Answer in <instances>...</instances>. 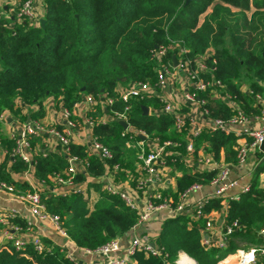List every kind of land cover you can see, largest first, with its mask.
<instances>
[{
  "label": "trees",
  "instance_id": "1",
  "mask_svg": "<svg viewBox=\"0 0 264 264\" xmlns=\"http://www.w3.org/2000/svg\"><path fill=\"white\" fill-rule=\"evenodd\" d=\"M43 3L44 26L30 25L26 18L11 26L10 18H0V111L6 108L18 113L20 109L15 102L21 101L23 105H40L32 112L34 118H40L44 116L42 101L48 97L68 109H73L87 95L96 100L106 97L114 100L107 106L108 113H123L129 106L128 122L134 129L158 135L162 140L174 139V120L169 114L163 111L143 114L142 105L159 106V98L123 101L117 86L132 81L156 85L158 71L168 61L173 64V55L179 57L178 46L186 49L193 67L200 55L212 50L205 76L221 80L222 91L247 112L258 111L255 96H264V0H43ZM162 45L168 46V50L160 59L154 53ZM242 82L249 85L252 95L241 90ZM205 107L213 118L229 119L235 113L232 105L214 97H206ZM96 113L104 114L105 108H96ZM93 133L114 156L109 161L90 156L89 174L103 177L107 164L134 167L139 149L127 147L118 120L95 121ZM207 138L216 160L223 151L227 162H236L238 135L219 131ZM2 142L11 149V140L3 137ZM71 152L81 157L87 155L85 145H72ZM36 158L40 180L67 167L65 154ZM9 167L18 171L25 164L17 158L0 160L1 178L17 185L7 170ZM263 168L264 162L259 169ZM216 174V169L183 170L177 178V191L170 198L176 203L181 192L196 183L209 184ZM76 180L85 181V174L79 173ZM43 199L47 210L60 216L70 239L82 248L95 249L121 237L139 218L138 211L120 194L107 190L101 192L91 211L81 195L44 193ZM221 200H209L204 211L219 208ZM13 220L24 224L20 217ZM234 221L240 226L229 236L228 245L220 247L205 245L202 232L190 227L191 222L185 216L168 218L156 238L162 254L137 249L131 264H169L181 251L197 264H218L238 249L257 247L261 242L258 231L264 226V185L258 172L249 189L238 200L229 201L226 222ZM45 241L48 249L44 252L32 245L23 251L0 246V264H75L60 246L51 245L46 238Z\"/></svg>",
  "mask_w": 264,
  "mask_h": 264
},
{
  "label": "built area",
  "instance_id": "2",
  "mask_svg": "<svg viewBox=\"0 0 264 264\" xmlns=\"http://www.w3.org/2000/svg\"><path fill=\"white\" fill-rule=\"evenodd\" d=\"M69 1V0H64ZM43 0H0V18H10L12 20L11 26L18 24L23 18H26L30 25H38L41 22L44 14ZM170 47V46H169ZM168 50V46L162 45L154 53L157 58L162 56ZM209 50L203 55H200L195 60V67L192 66L193 61L186 55V49L178 46L177 58L178 65L174 66L172 61H168L163 65V68L158 71V82L156 85L160 87H166L170 80L176 78L178 71L185 72L189 80L187 89L183 91L182 97L184 102L190 104H198L205 116H208V110L205 107L206 97L217 98V94L220 92L222 100L229 103L234 107V115L229 119L213 118L209 117L210 131L212 133L223 131L225 133H235L239 136L241 141L236 146L237 160L233 166L221 167L218 174L207 185L214 186L215 198H226L227 206L230 200H238L240 194L246 192L251 184L252 179L258 172L260 182L264 185V168L259 169L260 165L264 162V150L261 149V145L264 143V99L258 94L256 99L258 100V111L256 113H249L246 108L240 105L234 98L228 93L223 92L224 85L221 80L215 78H208L205 76L208 69L207 58L211 57L212 53ZM213 52V51H212ZM151 85V84H150ZM149 83L141 81H132L127 87H125L119 95V98L123 101H128L130 98L143 99L152 95V91L149 89ZM251 90L248 95H252ZM87 104L94 103L95 98L92 95L85 96ZM112 98H108L110 104L113 103ZM19 102V101H18ZM163 103V111L171 114L175 120V124L180 129L185 124L183 115L177 114L175 108L166 98H161ZM79 102L75 103L74 108L77 107ZM22 105L21 101L19 102ZM127 110L129 106L125 108V112L115 115L120 120L128 121ZM72 110L63 107L62 109V121L63 127L58 128L52 124H47L40 119L27 117V119L20 122L18 130L10 133L8 139L13 142L11 149H8L3 145L2 139H0V159L8 157L11 160L20 159L25 168L21 169L16 176L17 181H22L27 185V188H18L15 184L8 182L0 176V194L7 196L9 199L16 201L23 205L29 219H24V224L14 222L13 219L20 217L15 208H4L0 206V246L8 249H14L15 251H23L28 245H32L37 251L44 252L48 249V244L45 241V236L36 229L35 221L45 222L48 221L53 225L55 230L68 241H71L70 247L66 245H58L71 260L75 261V264H93L92 262H85L77 257V252H81L91 259L99 260L96 264H131L133 261V254L137 249L144 250L147 254L161 255L163 249L156 245L148 235H141L134 238L131 247L126 255L120 253L121 243L120 237L112 239L107 243L95 248H82L76 245L68 236L66 229L63 227L61 218L58 214L50 213L43 199L42 191L38 186V179L34 174V168L37 160L35 153L33 152L32 139L43 134H47L55 139L65 150L68 158V164L65 172L55 173V179L61 185L67 186L72 190L73 194H85L87 185L85 181L76 180V176L79 173L86 174L85 169L88 168L89 161L85 163L84 157L71 152L72 145V133L77 127L76 121L72 117ZM6 114L0 111V124L6 122ZM87 123L93 125V121L87 118ZM128 127L125 129V134L138 136L140 134L146 135L142 130L132 129ZM202 128L199 125L195 126L194 136L199 135ZM142 148V152L139 155V159L142 162V168L144 171L143 177L138 179L137 188L142 189L147 184H157L162 181V173L167 167V154L169 149L176 148L179 144L172 139H166L163 142L154 144L149 151L145 150L143 141L139 142ZM187 152L193 154L195 152V146L193 141L186 146ZM89 151L103 161H109L113 158L114 154L111 149L103 144L99 139L93 136L89 142ZM263 154V155H262ZM83 165L85 169L80 170L79 165ZM118 168V164L114 165ZM244 166L247 167L245 175H241L240 172L244 170ZM259 169V170H258ZM233 173H237L234 176ZM202 184H193L185 191L179 194V199L176 203L172 201L170 197H165L161 192H155L149 196L147 208L144 211L139 212V218L133 228H136L149 220L151 213L154 211L167 209L173 211L175 215H191L196 219H206L205 232L213 228L214 222L211 217L204 211V206L208 202V199H201L196 203L188 202V196L198 189ZM106 190L112 194H120L121 197L134 209H137L134 199L122 190L113 187L110 184L106 185ZM238 190L236 191V189ZM228 207L225 212V219ZM240 224L237 221L233 223H225L223 231V241L218 245L220 247L227 246L229 243V236L237 230ZM258 237L261 242L257 247L251 249V259L248 264H264V226L258 231ZM51 245H55L52 244Z\"/></svg>",
  "mask_w": 264,
  "mask_h": 264
},
{
  "label": "crops",
  "instance_id": "3",
  "mask_svg": "<svg viewBox=\"0 0 264 264\" xmlns=\"http://www.w3.org/2000/svg\"><path fill=\"white\" fill-rule=\"evenodd\" d=\"M188 84H189V80L187 78V75L185 74V72H182L180 70L178 71L176 78L170 80L166 87H160L159 85L149 84L150 85L149 89L152 91V95L151 96L149 95L148 97L159 98L160 102H161V98L163 97L166 98L169 102H171L177 114L186 117L185 124L182 126V128L179 129L175 124V120L173 116L169 114L174 120V126L172 127L174 139L172 140L177 142L180 148H183V150L177 149L179 148V146L176 148L169 149L167 154V167L166 169H164V172L162 173V181L157 184H147L142 189H139L136 186L138 179H140L144 175L142 162L139 159V155L142 152V148L139 145V142L143 141L145 150L149 151L154 144L163 142L164 140L159 138L158 135L150 136L148 134L146 135L140 134L138 136L133 135V137H130L129 134H125L126 128H124L121 125L123 127V132H124L123 136H126L127 139L126 140L127 147H138L139 149L137 160L133 168L132 167L127 168L126 166L118 164L119 166L116 169L115 166H111L107 164L106 174L103 177L101 176L94 177L93 175L88 173L87 168L85 169L83 165L81 164L79 165L80 170L85 169L86 171L85 183L87 185V189L85 191V194L83 195L76 194V195H81L85 199V201L87 202L86 203L87 208L90 211L94 209L95 203L101 196V192L106 190L105 187L107 184H110L113 187L122 190L124 192H127L134 199L139 213L141 211L146 210L149 196L155 193L156 191L161 192L162 195H164L165 197H171L172 193H176L177 178L182 174L183 170L186 169L190 171L200 172V171H209L216 169L218 174L219 169L221 167L233 166L234 162H227L225 159V153L223 151L221 152L220 158L218 160L215 159L211 151V143L207 138L209 135L212 134V132L209 129L210 128L209 117L204 115L198 104L186 103L183 100L182 93L184 90L187 89ZM128 85L129 84L123 86L121 84H118L117 86L118 95H120V92ZM240 87L241 90H243L247 95L251 91L249 85L246 82H242L240 84ZM216 97H217L216 99L223 101L220 92L217 94ZM262 97L264 99V96ZM130 99H135V98L132 97ZM255 100H256V105L258 106V100L257 99ZM108 105H110L108 99L106 97H102L100 100L95 99L91 107H88L90 105L87 104L84 96L82 100L78 103L77 107L70 109L73 112L72 117L77 123V127L74 129L71 136L72 145L86 146L87 155L84 157L85 163L89 161L90 156H95L89 151L90 139L93 136H95V134L93 133V125L92 126L89 125L86 119L90 118L93 121V123L95 121H102V122H109L112 120H118L119 122L124 121L118 119L115 113L113 114L108 113L107 110ZM17 106H19L20 109V112L18 113L6 108L2 110L6 114L7 119L5 123L0 124V139H2L3 137L8 139L11 132L18 130L20 122L27 119V117H33L32 112L37 111L40 107V105L38 104H34L31 106L23 105V104L20 105L19 102L16 101L15 107L17 108ZM41 106L44 110V116L37 119H40L47 124H52L54 126H57L58 128L63 127V125L61 124V122H63L61 117H62V109L64 106H62L61 103H59L57 100L53 99L52 97H48L42 101ZM145 106H147L149 109L148 114L151 113L158 114L163 111L162 102L159 106H156L154 104H149ZM98 107L105 108V113L102 115L98 113L94 114L96 108ZM127 123L129 122L127 121ZM196 125H199L202 128V131L199 135L194 136V130ZM130 128L134 129L132 126ZM192 141L195 146V152L193 154H189L187 152L186 146L188 145V143ZM239 141H241L240 138L238 139L237 143ZM31 142L33 146V152L35 153V158L38 156H46L47 154H65L68 164V158L65 150L51 136L47 134H43L41 136L33 138ZM246 169L247 167L244 166V170L238 172H240V174L241 175L243 174L244 176L246 173L245 172ZM7 170L8 172H11V175H13L15 180H16V176L21 171V169L18 171H13L10 167ZM65 170L66 168L56 171L53 174H48L46 180H40L37 177L36 166H35L34 174L38 179L37 180L38 186L42 191V194L44 193L45 194L53 193L56 195L73 194L72 190L69 187L61 185L55 179L56 178L55 173L58 172L63 174ZM233 174L234 176H237V173H233ZM17 182H18L17 185L16 184L15 185L18 188H24V189L27 188V185L24 184V182L22 181H17ZM214 189L215 188L212 185H203L200 189L193 191L188 196V202L193 204L201 199H208L209 201L215 198ZM237 190L238 188L236 189V191ZM227 203L228 202L225 198L221 200V206L219 208L212 209L210 212H207V215L211 217L212 221L214 222L213 228L207 232H205L204 230L205 222L203 221V219H196L193 218L191 215H183L188 220H190L191 222L190 227L195 226L202 232L203 234L202 242L207 246H218L223 241V231H224V225L226 223L225 212L228 207ZM0 206L4 208H15L22 220L30 218L23 205L17 203L12 199H9L5 195L0 194ZM175 216L177 215H175L173 211L167 209H162L151 213L148 221H146L145 223H143L142 225L136 228L132 227L128 232H126L124 235L120 237V243H121L120 253L126 255L131 247L134 238L137 236L148 235L150 239L156 243V238L161 230L163 222L166 219ZM35 224L36 227L38 228L36 229V231L43 234L48 240V243L61 245V246L66 243L68 247H70V245L72 246L71 244L72 242L68 241L67 239H64L55 230L53 225L48 221L39 222L36 220ZM251 249L252 248H249L247 250L238 249L235 253L228 255L225 259L233 255L241 256V253L243 254L251 253ZM77 257L79 259L84 260L85 262H92L93 264H96L99 261L96 259H91L90 257L81 254V252L79 251L77 252ZM225 259L221 260L218 264H220ZM248 262L249 260L245 264H248ZM169 264H197V262L193 257L181 251L179 252L177 258L172 263ZM226 264H228V262Z\"/></svg>",
  "mask_w": 264,
  "mask_h": 264
},
{
  "label": "bare ground",
  "instance_id": "4",
  "mask_svg": "<svg viewBox=\"0 0 264 264\" xmlns=\"http://www.w3.org/2000/svg\"><path fill=\"white\" fill-rule=\"evenodd\" d=\"M251 257V253L243 254L241 253L240 255H233L225 259L222 264H245Z\"/></svg>",
  "mask_w": 264,
  "mask_h": 264
},
{
  "label": "water",
  "instance_id": "5",
  "mask_svg": "<svg viewBox=\"0 0 264 264\" xmlns=\"http://www.w3.org/2000/svg\"><path fill=\"white\" fill-rule=\"evenodd\" d=\"M40 22H41L42 26H44L46 20H45L44 18H42ZM172 59H173L174 66H177V65H178V61H177L176 56L173 55ZM83 90H84V88H83ZM141 108H142L143 114H148V113H149V109H148L147 106L142 105ZM120 124H121L124 128H127V126H128V123L125 122V121H120ZM143 138H144V137H143ZM261 149L264 150V143L261 145Z\"/></svg>",
  "mask_w": 264,
  "mask_h": 264
},
{
  "label": "rangeland",
  "instance_id": "6",
  "mask_svg": "<svg viewBox=\"0 0 264 264\" xmlns=\"http://www.w3.org/2000/svg\"><path fill=\"white\" fill-rule=\"evenodd\" d=\"M203 17H204V16H203ZM203 17H202L201 19H203ZM209 53L211 54L212 51H210ZM199 145H201V144H199ZM177 149H179V150H183V148H180V146H179V148H177Z\"/></svg>",
  "mask_w": 264,
  "mask_h": 264
}]
</instances>
